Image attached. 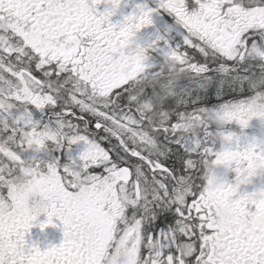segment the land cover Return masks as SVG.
<instances>
[{"label":"snow or ice","instance_id":"snow-or-ice-1","mask_svg":"<svg viewBox=\"0 0 264 264\" xmlns=\"http://www.w3.org/2000/svg\"><path fill=\"white\" fill-rule=\"evenodd\" d=\"M151 3L0 0V264H264V0Z\"/></svg>","mask_w":264,"mask_h":264},{"label":"flooded vegetation","instance_id":"flooded-vegetation-1","mask_svg":"<svg viewBox=\"0 0 264 264\" xmlns=\"http://www.w3.org/2000/svg\"><path fill=\"white\" fill-rule=\"evenodd\" d=\"M143 2H147L149 6H152L151 0H125L126 7H122L120 11L117 12L116 15L110 18V23L118 24L123 16L128 15L136 4H140ZM105 8L104 5L101 4L97 7V13L104 12ZM159 25V21H157ZM150 31V30H149ZM144 33H141L143 35ZM229 127H236L234 124L230 125ZM245 134L249 137H257V138H264V125L261 124L258 120H252L250 122L249 128L245 130ZM82 152V151H81ZM229 180L232 178V174L229 173L228 177ZM46 218L42 215L40 216L37 221L34 222V227L30 229V231L25 236V243L28 248L32 246H36L40 251H45L50 247H58L62 243L63 240V226L58 221L53 219V224L56 227H47L43 231H41L39 225L44 223Z\"/></svg>","mask_w":264,"mask_h":264},{"label":"clouds","instance_id":"clouds-1","mask_svg":"<svg viewBox=\"0 0 264 264\" xmlns=\"http://www.w3.org/2000/svg\"><path fill=\"white\" fill-rule=\"evenodd\" d=\"M129 29H134V26L129 24ZM216 166L210 165L209 173L214 170ZM259 176H264V166L257 165L253 170L245 172L242 177H237L233 181L232 187L234 190L238 191L241 184L250 183L253 179ZM17 191L22 196V198L29 204L34 214L42 215L41 207L45 201L51 199L49 193H41L40 190L33 186L32 179L26 177H19L15 181Z\"/></svg>","mask_w":264,"mask_h":264},{"label":"rangeland","instance_id":"rangeland-1","mask_svg":"<svg viewBox=\"0 0 264 264\" xmlns=\"http://www.w3.org/2000/svg\"><path fill=\"white\" fill-rule=\"evenodd\" d=\"M78 148H83V150H84V145L83 144L73 145L72 149H71V154L77 152Z\"/></svg>","mask_w":264,"mask_h":264}]
</instances>
